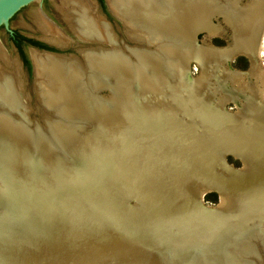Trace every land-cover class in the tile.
I'll use <instances>...</instances> for the list:
<instances>
[{"label": "bare ground", "instance_id": "1", "mask_svg": "<svg viewBox=\"0 0 264 264\" xmlns=\"http://www.w3.org/2000/svg\"><path fill=\"white\" fill-rule=\"evenodd\" d=\"M242 1L109 0L123 20L126 37L137 42L125 49L108 22L95 15L93 0H62L57 8L66 23L91 42L89 46H99L71 57L31 50L37 73V108L46 104L51 118L43 117L51 120L70 144L84 146L91 133L82 134L58 123V107L64 116L99 121L105 117L113 123L103 139L91 142L104 150L105 166L115 165L114 177H122L106 204L114 200L113 194L114 203L122 205L113 218L126 210V198L136 199L140 214L156 212L154 216L139 215L132 226L136 231L128 223H120L122 231L131 233L134 240L110 235L122 246H135V257L124 255L118 264H210L212 260L253 264L260 258L263 262L256 240L251 247L241 239L251 234L254 225L264 224V65L260 63L264 56V0ZM220 15L232 26L234 43L196 46L198 32L222 33L213 22V17ZM35 20L44 39L57 45L68 42L70 37L45 13L37 12ZM236 54L250 57L248 70L226 66ZM193 60L201 71L192 79L188 68ZM18 68L0 44V187L17 182L29 185L37 191L34 208L42 209L57 201V190L67 186L66 180L78 168L69 154L61 157L47 150L40 162L33 157L37 150L26 130L27 122L34 120L30 114L35 108L30 107L32 95L26 97ZM240 79L245 83L237 87L234 84ZM101 88L109 89L115 97H100ZM143 92L149 95L140 97ZM228 100H233L230 102L237 105L238 112L225 111ZM229 152L243 159L242 168L226 162ZM126 185L128 189L123 190ZM208 190L220 193L218 205L203 202ZM35 216L27 218L33 221L32 227L18 228L16 236L17 228L11 230L14 220L1 221L9 224L4 229L8 238L0 240V264H22L18 250L22 256L26 253L17 243H28L40 235L36 231L40 219ZM24 220L26 216L19 223ZM114 221L110 220L111 227H116ZM105 231L103 259L112 256L107 242L111 232L108 227ZM256 239L264 245V230ZM238 243L248 252L240 261L229 252L238 249ZM201 253L211 262L201 260ZM34 258L28 257L24 264H51L43 255Z\"/></svg>", "mask_w": 264, "mask_h": 264}, {"label": "water", "instance_id": "2", "mask_svg": "<svg viewBox=\"0 0 264 264\" xmlns=\"http://www.w3.org/2000/svg\"><path fill=\"white\" fill-rule=\"evenodd\" d=\"M45 1L47 0H0V41L30 14H32L38 7H40ZM105 4L108 13L123 26V20L113 11L109 0H105ZM239 4L240 6L242 5L240 2ZM213 19V21L217 22L224 21L223 17L221 16H215ZM223 26H226V34H228V40L231 42L232 40L230 39L232 37L231 35L233 34V28L232 26L226 25L225 22H223ZM68 27L72 31L75 38L82 42V44H91V42L80 38L69 25ZM201 33L205 35L203 31L199 32L197 35L199 36ZM198 36L196 37V46L200 45V43H198ZM245 44L246 42L244 43V46ZM66 45L67 43L57 46L61 47ZM32 49L44 53L64 55L66 57L70 55H65L64 53H60L53 49L40 48L34 45L28 46V54L32 62V72L34 77L32 84V90L34 94V85L37 73L34 60L31 56ZM239 56H245L248 58L247 55L237 54L233 59H231L229 61V66L235 70H242L233 66V61H235L234 59H237ZM248 59L250 61V65L244 70H248L251 67V60L250 58ZM191 64H196V62L193 61ZM191 68L192 66H189L188 75L193 79L195 76H193V71ZM105 90L106 89L101 88L100 94H98L97 91H94V93L103 95L102 91ZM107 91L109 92V89H107ZM134 91H137V89ZM188 92L191 91L189 90ZM45 106L46 104L43 102L40 110L35 109V111L30 114V116H32V114H36L37 118H33L34 120L31 119L29 122H27L26 132L32 135V140H34L33 146L36 147L35 150H37L32 152L33 157L35 160H37V162H40L42 154L47 150H52L55 154H59L60 156L61 154H69L70 158L73 160L72 164L75 163L74 166L78 169L74 171V174H72L73 177L71 179L66 180L68 181L67 186L57 190V192H60L59 196H57V201H53L51 205L43 206L42 209L34 208L37 206V191H33L29 185H21V183L17 182L15 185L10 184L8 188L0 187V240L4 241L8 238V232L4 231V229H8L7 224L9 223L1 224L2 220H5L6 222L14 220L11 226L12 228H10L11 230L13 228H17L13 232L14 236H16V233H18V228L32 227L33 221L27 220V218H32L33 214H36L35 218L40 219V226L37 227L38 229H36V231L39 232L40 235L38 237L34 236L28 243H26V240H22V243H17V247L23 250V253L24 251L26 253L25 256H22L18 250V253L20 254L19 256H21L19 259L20 262L23 260L22 264L27 261L28 257H35V260L38 259L40 255H43L48 260V262H51V264H102V262L108 264H118L119 259H116L114 256L103 259L104 256L102 248L105 246V234L108 233L105 231V225L107 226L108 220L107 216L113 218L115 213L119 212L122 208V205H120L119 202L114 203L115 196L113 194L112 198L114 200L110 201L109 204L106 205L108 203L107 200L110 199V192L116 189L117 180L122 177H114L117 173L115 165L105 166L104 150L96 146L97 143H91L96 139H103L105 137V133H108L109 128H113V123L111 120L105 119V117L99 121L94 118L89 119V117H84L85 119H79L74 118L73 116H64L60 113L58 107V111L55 113L58 117V123L70 126L72 129H75L77 132L82 134L84 132L91 133L90 139L86 143L85 141L83 142L85 143L84 146L81 147L80 145V147L76 148V146H74L72 143L70 144V141L65 136H63L62 133H59L58 128L54 125V123L50 122L51 120L48 122L46 117H43L46 115V108H44ZM61 108L62 106L60 109ZM235 108L236 111L238 108L237 105H235ZM225 111L229 112L234 110L229 109L228 105H226ZM47 114L49 115V112H47ZM49 118L51 117L49 116ZM114 118H116V116L111 119L114 120ZM25 119L27 120L26 117ZM36 124H38L40 127ZM57 150H59V153ZM228 155L239 159L242 162V166L235 167L230 164L226 157ZM226 156V162L232 165L234 168L243 167V159L239 156H236L235 153L233 154L229 152L226 154ZM34 168L38 169L39 167L34 166ZM213 191L217 192L216 190H210L204 193L202 198L203 202L207 193ZM217 193L220 195L219 192ZM108 206L110 210L107 209ZM23 216H26V220L21 221L22 223H19ZM114 219L115 221L118 220L117 217H114ZM254 227L255 228L253 230H250L251 234L248 232L249 234H246L242 237L241 242L246 243V245L247 243H250L252 245L251 247H253L252 242L256 240L254 241L255 244L260 246L263 253L264 245L261 241H259V239H256V234L260 230H264V224L259 223L254 225ZM112 235H115L114 231ZM238 246V249L231 248L229 252L231 255L233 254L232 257L234 258L235 256L238 259L245 258L248 253L245 252L247 251L246 246H240L239 243ZM30 249L33 250L31 251V254H28L26 251ZM36 251L39 252L37 253ZM39 253L40 255L37 256ZM261 255L262 258H264V254ZM204 257L205 255L201 253V260L207 262V257ZM110 258H112V260ZM207 259L209 260V258ZM249 259H251V257H249ZM261 260L262 259L260 258L259 261ZM232 262L234 261L232 260ZM262 263L264 264V259ZM210 264L218 263L212 260ZM238 264L252 263H244V261H240ZM253 264H256V262Z\"/></svg>", "mask_w": 264, "mask_h": 264}, {"label": "rangeland", "instance_id": "3", "mask_svg": "<svg viewBox=\"0 0 264 264\" xmlns=\"http://www.w3.org/2000/svg\"><path fill=\"white\" fill-rule=\"evenodd\" d=\"M93 2L95 4L94 8H95V13H96V14L95 13L94 14L99 16V17H103L104 16V17L107 18L106 19V18L103 17V19H105L108 22V24L110 25V27L112 29V32L115 34L116 40L118 41L119 45L122 43L120 45L121 47H124V48L126 47L125 49H128L132 45H137V42L129 40L126 37L127 34L125 32L124 27L114 17H112L108 13L106 6L99 5L98 3H95L94 0H93ZM243 2L246 3L247 1L244 0ZM61 5H62V0H47V1H45L40 7H38L32 14H30L25 20H23L13 30H17V31L21 32L22 34H24L26 36H29L31 38H35V39L41 40L46 45L50 46L53 50L58 51L60 53H64L65 55L79 56L81 54V50L82 49L99 46V45H93V46L90 45L89 46L86 43L82 44V42L78 41L75 38V36L73 35L72 31L69 29L68 24L66 23V21L64 20V18L62 17V15L60 14V12H59V10L57 8V7L61 6ZM39 11H42L43 13H45V15H47V17L50 19L51 22H53L58 28H61L66 33V35H68V38L69 37L71 38V39L69 38L66 46L58 47L54 42L53 43L50 42V41L48 42L46 39L43 38V33L38 28V25H37L36 20H35L36 16H37V12H39ZM216 17H219V16H216ZM223 20H224V18H223ZM213 22H214L215 25H217L222 30V33L209 35L207 32L203 31V33H205V35L201 33L198 36L197 35L199 33L198 32L196 34V37L198 36V43H200V45L210 44V45H215V46H218V47H226V46H229L232 43H234V34L231 35L232 37H231L230 40H232V41L229 42V40H228L229 37L227 36L228 34H226V30H227L226 26H223V22H225V21H223V22L213 21ZM226 25H228V24L226 23ZM13 30L9 34H7L0 41L1 42L0 44L17 61L18 66H19V68H18L19 69L18 70L19 78H20L21 83L23 85V89L25 91L26 97H28V95H30V96L32 95V97H31L32 98V102H31V106L30 107L31 108L34 107L35 109H38L37 108L38 105H37V102H36V98H35V96L33 94V90H32V84H33V81H34L33 72H32V69L30 71L27 70V68L22 63V60L20 58V54L18 52V49L16 48L15 44L13 43V41L11 39V33L13 32ZM195 42H197L196 38H195ZM201 43H203V44H201ZM263 50H264V48H263ZM26 52H28V47H26ZM236 55H234L233 57H235ZM230 60H228L226 66L229 65L228 63H229ZM234 60H236V58ZM193 61H191V62H193ZM194 62H196V61H194ZM247 63H248V67H249L250 61H249L248 58H247ZM260 63H261V66L264 65V56H263L262 60H260ZM237 64H238V62L234 64V61H233V66L234 67H236ZM189 66L190 67L192 66L191 70L193 71V76H195V78H197L199 76V74H200V71H201L199 63L196 62V64H193V65L191 64ZM195 67H196V69H195ZM236 68H238V66ZM238 69H242V68H238ZM242 70H244V69H242ZM213 83H214V81H211V85L212 86H213ZM244 83H245L244 79H240V80H238V82L236 81V83L234 85L239 87V85L244 84ZM256 87L260 88V83L256 82ZM99 94H100V92H99ZM102 94L106 95V96H103V95H99V96L100 97L103 96V97H105V98H107L109 100H110V98H114L115 97L114 94L111 93L110 90L108 92L107 89L105 91H102ZM145 94L146 93L143 92L142 94H140V97L149 95V93H147V95H145ZM216 96L219 97V95H216ZM230 101H233V100H228L227 102H225V105H228L229 109H233L235 111V109H236L235 108V104L234 103H228ZM224 109H225V107H224ZM46 115H48V114H46ZM48 117H49V115L47 116V118ZM31 118H37L36 114H32ZM162 152L163 153H168V152H166L164 150ZM226 157H227V161L230 164H232L233 166H235V167H241L242 166V162L241 161H240V166H237L236 163L233 162V161H235V157L234 156H231V155L229 156L228 155ZM166 179L170 180L168 177H166ZM128 185H131L130 182H129ZM128 185H126L125 188L122 187V189L123 190L128 189ZM117 187L119 188V184L118 183H117ZM129 200L130 199L126 198L123 201L124 202L123 204L126 207V210L121 212L120 214L118 213V220H122V222H118V220L114 221L115 222L114 226H116V227H111V225H113V224H110L111 223L110 220L113 221L114 218H110V216H109V219H108L109 223H107V226L105 225V227H108V229L111 232V234H108V239H107L108 247L110 248L109 250L111 252L109 254L108 253L107 254L108 255H112V256H117L116 259H119V260H122L124 255H127V256L128 255L129 256L133 255L135 257V246H133V247L130 246L133 249H131L129 247H126V246H122L121 243L118 242L115 239V237H110V235H112V231L114 230V228L118 229V230L114 231L116 236H119V235L123 236L125 241H129L130 242V241L134 240L132 238L131 233L123 232L122 228H120V226L122 225L120 223H123V222L128 223L129 226H131V230H133V231L135 230L136 231V229L135 228L133 229L132 226H134L136 222L138 223L139 215H141V214L143 215V213L146 216H151V215L154 216V215H156V212H153V213L148 212L146 214H145V212H141V214H140V212L137 209L138 208V206H137L138 202L136 201V199L133 198L132 202H131V200L129 202ZM204 202L208 206H216L220 202V195L218 194L217 202H213L211 200H206V198L204 199ZM202 204H203V202H202ZM111 228H112V230H111ZM106 238L107 237L105 236V240H106ZM129 238H131V239H129ZM109 240H110V242H109ZM102 251H103V254L106 253L105 252L106 248H102ZM141 251L144 252V249H141ZM261 254H264V252L263 253L261 252ZM102 264H105V263L103 262ZM256 264H263V263L261 261H259V259H258V263L256 262Z\"/></svg>", "mask_w": 264, "mask_h": 264}, {"label": "trees", "instance_id": "4", "mask_svg": "<svg viewBox=\"0 0 264 264\" xmlns=\"http://www.w3.org/2000/svg\"><path fill=\"white\" fill-rule=\"evenodd\" d=\"M101 1H103V0H101ZM12 38L15 41V45L19 49L21 55L24 57H26L25 52H24L23 47H22L24 41H26L27 43H30L31 45H35L37 47H40V48L52 49L50 46L46 45L45 43H42L40 41L29 38V37L21 34L20 32H18L17 30H14V34L12 35ZM25 61L29 64V61H27L26 59H25ZM236 62H238L237 65L243 69H246L248 67L247 58L245 56L237 57ZM233 162H235L237 166H240V160L239 159L235 158V161H233ZM217 197H218V194H217V192H214V191L207 193V195L205 196L206 200H211L213 202H217Z\"/></svg>", "mask_w": 264, "mask_h": 264}, {"label": "flooded vegetation", "instance_id": "5", "mask_svg": "<svg viewBox=\"0 0 264 264\" xmlns=\"http://www.w3.org/2000/svg\"><path fill=\"white\" fill-rule=\"evenodd\" d=\"M97 3L99 4V5H104V6H106V4H105V0H103V1H101V0H97ZM19 32V31H18ZM21 33V32H20ZM14 34V30H13V32L11 33V39H12V41H13V43L15 44V41L13 40V38H12V35ZM22 34V33H21ZM24 35V34H23ZM26 36V35H25ZM27 37H29V36H27ZM29 38H31V37H29ZM32 39H34V40H37V41H40V42H42L41 40H38V39H35V38H32ZM42 43H44V42H42ZM29 45H31L30 43H27L26 41H24V43H23V45H22V47H23V50H24V52H25V56L26 57H24V56H22L21 55V53H20V51H19V49L17 48V46H16V48L18 49V52H19V54H20V58H21V60H22V63H23V65L27 68V70H31L32 69V62H31V60H30V58H29V55H28V52H26V47H28ZM35 46V45H34ZM25 59L27 60V61H29V64L25 61ZM235 63H237L236 62V60L234 61V64ZM238 65H236V67H237ZM238 68H241V67H239L238 66ZM248 68V67H247ZM246 68V69H247ZM243 69V68H242Z\"/></svg>", "mask_w": 264, "mask_h": 264}]
</instances>
